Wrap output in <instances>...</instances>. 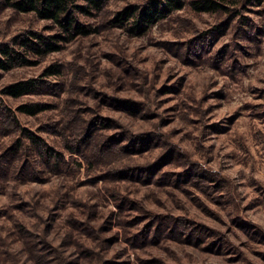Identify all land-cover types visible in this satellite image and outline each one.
Listing matches in <instances>:
<instances>
[{
  "label": "rangeland",
  "instance_id": "1",
  "mask_svg": "<svg viewBox=\"0 0 264 264\" xmlns=\"http://www.w3.org/2000/svg\"><path fill=\"white\" fill-rule=\"evenodd\" d=\"M147 1L109 0L101 14L83 16L92 34L38 65L0 69V106L19 119L16 127L14 113L0 115V152L26 129L81 161L67 138L91 125L99 151L91 147L94 164L68 171L39 160L34 175L31 167L0 173V237H11L0 244L19 249L20 231L6 222L17 215L59 230L96 227L94 239H115L109 264H264V3L231 17L186 7L141 35L110 22ZM49 26L0 6V44ZM56 62L62 74L38 92L2 94ZM43 100L49 107L38 115L17 111Z\"/></svg>",
  "mask_w": 264,
  "mask_h": 264
},
{
  "label": "trees",
  "instance_id": "2",
  "mask_svg": "<svg viewBox=\"0 0 264 264\" xmlns=\"http://www.w3.org/2000/svg\"><path fill=\"white\" fill-rule=\"evenodd\" d=\"M253 2L255 0H148L144 4L133 3L123 7L116 12L110 22L113 26L124 27L132 35H141L149 32L154 24L163 18L186 7L196 12L226 14L231 17L232 14L241 12ZM258 2L262 5L264 0H258ZM108 3L109 0H0V6L3 8L12 9L17 13L33 14L36 18L51 23L48 27L50 33L30 28L17 34L12 40L1 43L0 69L8 71L17 67L38 65L47 54L61 50L64 43L92 34L96 29L85 22L83 16L91 17L101 14ZM61 74L62 65L58 62L51 63L45 66L43 77H32L9 83L2 89V94L18 98L38 92L39 88L50 83L47 79ZM47 106L49 107V103L44 100L37 103L26 102L19 105L17 111L38 115L47 110ZM9 112L14 113L13 108L1 103L0 115L6 114L5 117H9ZM18 122L19 119L15 115L12 124L19 127ZM55 123H51V126L58 130L59 125L55 126ZM24 131L27 134L24 133L18 138L17 143L6 144L0 152V173H12L13 170L20 169L22 175L31 167V174L34 175V169L36 166L39 167L37 164L39 160H43L42 164H46L51 169L61 167L62 171H68L82 166L84 162L88 165L94 164L91 155L92 146L95 147L94 155H97L96 149L99 152L95 145L98 135L94 132L93 125L85 126L82 131L72 130V134L67 138L66 146L69 151L77 154L81 161L74 159V155H71V159H66L62 151L57 150L45 138L30 135L26 129ZM48 171L52 172V170ZM106 175L107 173L103 176L106 177ZM61 195L64 196V193ZM62 202V197L58 196L56 205ZM75 204L78 210L83 212H86L85 209L90 206L80 201L79 197L75 200ZM36 214L43 218V213L40 211ZM87 214H91V211ZM55 216L56 213L52 215V217ZM6 222L17 226L21 236H19L20 239H12L19 249L13 247L10 240H4L0 244V264H24L25 262V264H109L111 262L112 249L109 244L115 239H104V237L94 239L92 231H95L96 227L91 225L88 232L82 229L83 226L59 230V226L53 223H44L45 227H43L40 220L30 222L21 220L17 215H13L12 219ZM53 232L59 235L55 234L57 239L51 237ZM0 239H11L10 232L1 235ZM27 259L31 263H27Z\"/></svg>",
  "mask_w": 264,
  "mask_h": 264
}]
</instances>
